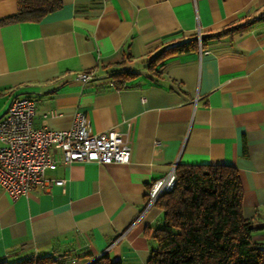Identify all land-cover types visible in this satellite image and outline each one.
<instances>
[{
    "label": "crops",
    "instance_id": "1",
    "mask_svg": "<svg viewBox=\"0 0 264 264\" xmlns=\"http://www.w3.org/2000/svg\"><path fill=\"white\" fill-rule=\"evenodd\" d=\"M60 1L39 21L0 24V115L14 96L34 101L35 127L66 129L82 113L92 132H125L130 161L58 164L45 178L62 186L14 199L0 186V264H145L163 214L147 189L175 162L233 165L264 241V19L225 31L264 0ZM17 5L0 0V18ZM222 30L147 65L170 42ZM121 70L134 74L116 84Z\"/></svg>",
    "mask_w": 264,
    "mask_h": 264
},
{
    "label": "trees",
    "instance_id": "2",
    "mask_svg": "<svg viewBox=\"0 0 264 264\" xmlns=\"http://www.w3.org/2000/svg\"><path fill=\"white\" fill-rule=\"evenodd\" d=\"M14 14L0 18V24L39 21L61 5L60 0H17ZM264 19V10L243 18L225 31ZM208 35L193 33L163 46L149 60L148 67L179 52L203 48ZM134 72H111L116 84ZM173 187L161 194L155 204L162 209V222L151 228L155 242L145 264H264V241L253 236L252 220L242 213V187L238 172L226 163L177 164ZM34 264L40 262L38 257ZM87 264H120L106 255Z\"/></svg>",
    "mask_w": 264,
    "mask_h": 264
},
{
    "label": "built area",
    "instance_id": "3",
    "mask_svg": "<svg viewBox=\"0 0 264 264\" xmlns=\"http://www.w3.org/2000/svg\"><path fill=\"white\" fill-rule=\"evenodd\" d=\"M76 77L85 82L93 77V71L79 72ZM33 115L34 101L18 96L12 97L0 115V186L12 199L27 195L38 185L54 183L62 186L64 179L47 181L45 178V171L54 169L58 164L130 161V141L125 132L114 128L92 132L79 112L75 113L69 128L35 127ZM175 169L176 162L171 164L165 175L150 182L146 207L173 187Z\"/></svg>",
    "mask_w": 264,
    "mask_h": 264
}]
</instances>
